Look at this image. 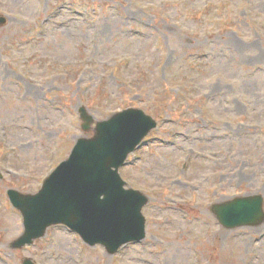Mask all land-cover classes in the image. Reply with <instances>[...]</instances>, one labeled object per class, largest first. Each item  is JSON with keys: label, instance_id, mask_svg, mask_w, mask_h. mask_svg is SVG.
I'll return each mask as SVG.
<instances>
[{"label": "rangeland", "instance_id": "1", "mask_svg": "<svg viewBox=\"0 0 264 264\" xmlns=\"http://www.w3.org/2000/svg\"><path fill=\"white\" fill-rule=\"evenodd\" d=\"M0 264H264V222L211 206L264 197V0H0ZM141 109L158 128L121 169L150 198L117 255L63 227L23 250L9 190L36 194L82 130ZM92 133V134H91Z\"/></svg>", "mask_w": 264, "mask_h": 264}, {"label": "water", "instance_id": "2", "mask_svg": "<svg viewBox=\"0 0 264 264\" xmlns=\"http://www.w3.org/2000/svg\"><path fill=\"white\" fill-rule=\"evenodd\" d=\"M80 116L83 129L89 131L93 116L85 108ZM156 126L154 119L141 110L117 113L98 122L92 138L78 140L70 158L50 175L38 194L9 191L25 226L24 235L13 248L32 244L45 235L48 227L58 224L79 234L90 246L103 245L110 255L128 243L142 241L146 237L142 210L148 198L139 191L127 190L119 169ZM263 206L264 199L258 195L215 205L213 211L222 226L234 229L264 222Z\"/></svg>", "mask_w": 264, "mask_h": 264}]
</instances>
